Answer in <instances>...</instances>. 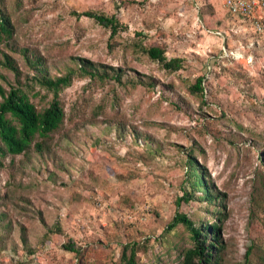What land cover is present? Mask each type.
<instances>
[{
  "label": "rangeland",
  "instance_id": "obj_1",
  "mask_svg": "<svg viewBox=\"0 0 264 264\" xmlns=\"http://www.w3.org/2000/svg\"><path fill=\"white\" fill-rule=\"evenodd\" d=\"M88 10L126 31L111 39L73 15ZM1 13L13 30L0 57L8 53L20 67L16 80L0 66L5 89L25 88L37 109L51 99L11 47L38 51L51 76L74 71L59 95L65 118L50 152L0 159V212L25 226L37 249L25 254L15 226L8 236L16 248L0 251V264H112L132 241L148 242L142 264H174L190 244L182 228L163 235L176 211L196 222L214 218L199 202L176 206L189 187L188 154L220 193L222 264H243L247 252L264 264V36L243 29L224 0H0ZM256 18L264 25V10ZM153 46L183 67L168 72L150 61L140 47ZM77 59L153 86L90 78ZM198 78L203 99L190 91ZM57 222L63 235L47 234ZM63 243L79 249L78 258Z\"/></svg>",
  "mask_w": 264,
  "mask_h": 264
},
{
  "label": "trees",
  "instance_id": "obj_2",
  "mask_svg": "<svg viewBox=\"0 0 264 264\" xmlns=\"http://www.w3.org/2000/svg\"><path fill=\"white\" fill-rule=\"evenodd\" d=\"M76 17H86L105 28L110 32L113 39L118 33L126 31V26L121 24L115 17L108 16L101 12L84 11L73 13ZM13 27L8 14H0V41L10 40ZM147 58L158 63L163 70L177 72L183 67V61L179 58H167L165 51L158 47H140ZM10 51L18 55L29 74H33V80L39 87L51 94V99L46 106L37 109L31 102L29 92L20 86H9L5 89L0 84V159L6 156H29L34 152L38 157H44L50 152L49 140L62 126L65 118L64 108L60 101L61 91L68 87L72 81L73 69H67L65 74L51 76L49 68L43 56L36 50L29 47H11ZM77 69L90 78L114 81L122 85L127 82H137L153 86V83H146L139 80L138 76H129L127 70L119 67L96 64L89 60L77 59ZM0 66L11 72L15 79L20 77L18 61L6 52L1 53ZM194 94H199L203 99L202 78H198L190 88ZM141 138H145L140 136ZM148 137L145 138V142ZM142 141V140H141ZM186 163V182L189 187L184 189L183 195L177 199L176 206L181 203L199 202L205 206V211L214 218L208 221L198 218V222L187 214L176 211L170 223L163 230L167 236L182 228L190 242L189 246L180 251L175 258L174 264H222L225 244L220 235L222 223L219 209L224 208L219 199V192L212 186L210 175L207 169L199 164L192 154H188ZM2 166L0 162V167ZM209 208H212L210 210ZM216 211V212H214ZM17 226L19 239L26 255H34L37 251L30 242L27 228L16 222L8 220L5 212H0V251H6L8 246L15 250L14 242L8 236ZM47 234L63 235L62 226L59 222L48 228ZM47 236V235H46ZM11 241V242H9ZM60 248L64 251L75 254L78 258L79 249L72 244L63 243ZM148 242H128L121 247L117 260L112 264H142L141 254L149 250ZM250 252L244 257L243 264H252L248 258ZM20 264H26L20 263Z\"/></svg>",
  "mask_w": 264,
  "mask_h": 264
},
{
  "label": "built area",
  "instance_id": "obj_3",
  "mask_svg": "<svg viewBox=\"0 0 264 264\" xmlns=\"http://www.w3.org/2000/svg\"><path fill=\"white\" fill-rule=\"evenodd\" d=\"M224 8L231 16L249 22L255 33L264 36L263 19L256 18V12L264 10V0H224Z\"/></svg>",
  "mask_w": 264,
  "mask_h": 264
},
{
  "label": "crops",
  "instance_id": "obj_4",
  "mask_svg": "<svg viewBox=\"0 0 264 264\" xmlns=\"http://www.w3.org/2000/svg\"><path fill=\"white\" fill-rule=\"evenodd\" d=\"M231 16V15H230ZM231 17H234V18H237L238 20H240V23H241V27L244 29V27L248 24L250 26L249 23H247V21H245L244 19L238 17V16H231ZM242 29V30H243Z\"/></svg>",
  "mask_w": 264,
  "mask_h": 264
}]
</instances>
